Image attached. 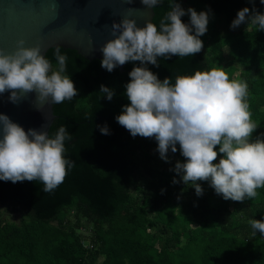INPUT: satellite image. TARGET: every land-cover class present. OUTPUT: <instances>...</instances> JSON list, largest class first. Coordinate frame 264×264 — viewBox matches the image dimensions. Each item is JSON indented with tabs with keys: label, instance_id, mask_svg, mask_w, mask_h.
<instances>
[{
	"label": "trees",
	"instance_id": "16d2710c",
	"mask_svg": "<svg viewBox=\"0 0 264 264\" xmlns=\"http://www.w3.org/2000/svg\"><path fill=\"white\" fill-rule=\"evenodd\" d=\"M174 0H160L153 23L172 10ZM185 9L209 11L204 48L187 57H158L159 66L146 64L161 81L191 76L196 71L220 69L229 80L248 85L251 119L259 127L252 133L264 139V31L241 24L231 29L238 10L254 7L264 13L260 0H175ZM189 23V16L181 17ZM67 57L65 72L78 90L77 97L53 105L49 128L54 138L61 126L65 157L74 162L51 193L39 181H0V264H264V236L252 235L250 220L264 219V187L241 202L224 200L209 183L198 181L203 194L182 182L159 156L154 138L132 137L115 117L129 103L124 85L139 62L116 67L111 73L101 59L88 60L75 50L60 47ZM56 48L45 54L58 69ZM235 72H239L236 79ZM113 89L111 101L100 85ZM107 125L108 135L99 131ZM216 146V151L218 152ZM219 154L214 163H218ZM163 190V192L161 191Z\"/></svg>",
	"mask_w": 264,
	"mask_h": 264
},
{
	"label": "clouds",
	"instance_id": "9594fccd",
	"mask_svg": "<svg viewBox=\"0 0 264 264\" xmlns=\"http://www.w3.org/2000/svg\"><path fill=\"white\" fill-rule=\"evenodd\" d=\"M131 2V0H129ZM160 0H141L153 9ZM254 4V0H248ZM264 4V0H260ZM209 11H186L173 2L159 24L152 22L137 27L136 21L124 17L111 25L112 39L106 41L100 51L103 58L100 66L111 73L118 66L139 62L128 73L129 82L124 85L129 103L115 117L132 137L154 138L159 156L168 162L169 149L185 158L177 161L174 171L182 182L191 184L197 196L203 194L198 181L208 182L215 194L224 200L243 202L255 198L256 189L264 187V139L253 141L252 133L259 125L252 121L247 103L248 85L244 81L229 80L225 71L211 69L196 71L191 76H177L175 83L166 77L161 81L145 66L158 67L157 58L193 56L204 48L201 36L207 32ZM189 16V23L181 17ZM241 24L256 26L264 31V13L253 7L237 11L230 28ZM18 40L14 52L5 54L0 50V95L9 93L8 100L16 104L28 94L42 104H61L77 97L73 81L62 75L66 56L60 54L57 45L55 56L58 69L52 65L40 47H24ZM99 92L111 101L115 92L103 84ZM37 110H39L37 108ZM103 135H108L107 125L97 126ZM264 135V134H262ZM66 127L61 126L54 138L48 131L28 129L12 122L0 113V181L12 183L39 181L42 191L51 193L63 183L67 170L74 162L65 157V140H71ZM219 154H222L218 163ZM163 192V190H161ZM252 235L264 236V219L250 220Z\"/></svg>",
	"mask_w": 264,
	"mask_h": 264
},
{
	"label": "water",
	"instance_id": "95a60500",
	"mask_svg": "<svg viewBox=\"0 0 264 264\" xmlns=\"http://www.w3.org/2000/svg\"><path fill=\"white\" fill-rule=\"evenodd\" d=\"M154 9L141 0H0V50L15 51L17 41L24 47L39 46L41 54L59 45L75 50L88 60L102 59L100 47L112 39L111 25L124 17L134 19L137 27L153 23ZM124 71V65L117 67ZM9 93L0 95V113L25 131H48L55 118L53 105L40 104L35 93L16 104ZM37 108L39 110H37Z\"/></svg>",
	"mask_w": 264,
	"mask_h": 264
},
{
	"label": "rangeland",
	"instance_id": "374dc122",
	"mask_svg": "<svg viewBox=\"0 0 264 264\" xmlns=\"http://www.w3.org/2000/svg\"><path fill=\"white\" fill-rule=\"evenodd\" d=\"M238 74H239V72H235L233 78L236 79V78L238 77V76H237ZM173 159L176 160V157L168 158V162H165V163H164V167H167V168H168L169 165H170V163H171V161H172Z\"/></svg>",
	"mask_w": 264,
	"mask_h": 264
}]
</instances>
